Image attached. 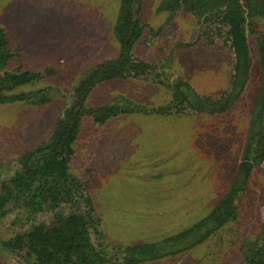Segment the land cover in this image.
Instances as JSON below:
<instances>
[{
    "label": "rangeland",
    "instance_id": "374dc122",
    "mask_svg": "<svg viewBox=\"0 0 264 264\" xmlns=\"http://www.w3.org/2000/svg\"><path fill=\"white\" fill-rule=\"evenodd\" d=\"M160 1L142 3L140 20L153 29L167 17L156 12ZM119 3L0 0V25L8 34L9 47L23 49L24 69L54 70L51 77L15 90L28 93L48 87L49 103L0 105V182L17 168L16 158L22 151L48 141L55 122L72 103L75 85L96 66L117 57L119 45L112 29ZM255 30L264 35L263 27ZM203 31L206 28L180 12L160 37H151L146 29L133 54L160 64L174 50L160 78L163 83L180 78L200 97L218 100L232 89L234 54L225 36L216 37L207 30L210 42ZM178 43L190 45L176 48ZM247 49L248 82L227 111L200 114L189 109L188 115L180 117L120 114L102 124L86 117L69 168L85 184L100 218L103 237L99 240L92 234L95 247L103 241L111 256V247L160 244L204 218L232 180L240 177L238 166L260 86L253 37H248ZM118 96L149 110L171 101L169 90L151 80H112L96 86L85 107L98 108ZM195 104L204 109L202 103ZM242 188L234 201L238 218L227 230L188 252L143 264H241L243 245L257 234L264 218V164L251 172ZM13 218L10 215L4 221L3 232L28 228L13 226ZM49 218L47 213L39 214L31 224ZM0 259L16 264L2 254Z\"/></svg>",
    "mask_w": 264,
    "mask_h": 264
},
{
    "label": "trees",
    "instance_id": "16d2710c",
    "mask_svg": "<svg viewBox=\"0 0 264 264\" xmlns=\"http://www.w3.org/2000/svg\"><path fill=\"white\" fill-rule=\"evenodd\" d=\"M142 3L143 0H120L112 29L119 45L117 57L96 66L75 85L72 103L55 122L48 141L22 151L16 158L17 168L0 182V254L13 258L16 264H143L161 256L175 257L203 245L227 230L238 218L234 206L237 192L243 189L251 172L264 164V35L255 30L257 26L264 28V0H161L156 12L165 13L167 17L156 29L140 20ZM180 12L206 28L202 35L210 42L207 30L213 31L216 37L225 36L229 42L234 54L232 89L218 100L200 97L180 78L163 83L160 78L165 75V65L172 61L174 50L160 64H151L133 54L135 44L146 29L151 37H160ZM248 37L254 38L260 86L249 116V138L238 166L240 177L232 180L223 197L204 218L160 244L111 247V256L106 253L103 241L95 247L92 234L99 240L103 237L100 218L92 198L86 194L85 184L69 168L83 121L86 117H94L102 124L120 114L180 117L188 115L189 109L200 114H216L233 108L248 82ZM189 45L178 43L176 48ZM22 51L20 47H9L8 34L0 25V105L43 106L50 102L48 87L28 93L15 90L51 77L54 70H25ZM127 79L151 80L163 85L171 93V101L166 106L149 110L118 96L104 106L85 107L86 99L96 86ZM196 101L202 103L204 109H200ZM43 213L50 215L46 222L31 224ZM10 215L14 216L13 226L28 228L3 232L4 221ZM0 264L9 263L0 259ZM241 264H264V218L257 234L244 243Z\"/></svg>",
    "mask_w": 264,
    "mask_h": 264
},
{
    "label": "flooded vegetation",
    "instance_id": "af4514ba",
    "mask_svg": "<svg viewBox=\"0 0 264 264\" xmlns=\"http://www.w3.org/2000/svg\"><path fill=\"white\" fill-rule=\"evenodd\" d=\"M162 254H164V252L162 251Z\"/></svg>",
    "mask_w": 264,
    "mask_h": 264
}]
</instances>
